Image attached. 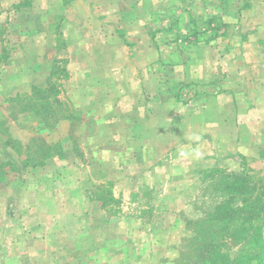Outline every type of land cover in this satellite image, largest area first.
<instances>
[{
    "label": "rangeland",
    "instance_id": "1",
    "mask_svg": "<svg viewBox=\"0 0 264 264\" xmlns=\"http://www.w3.org/2000/svg\"><path fill=\"white\" fill-rule=\"evenodd\" d=\"M263 189L264 0H0V264H196Z\"/></svg>",
    "mask_w": 264,
    "mask_h": 264
},
{
    "label": "trees",
    "instance_id": "2",
    "mask_svg": "<svg viewBox=\"0 0 264 264\" xmlns=\"http://www.w3.org/2000/svg\"><path fill=\"white\" fill-rule=\"evenodd\" d=\"M259 196L264 197V189ZM255 201L259 202V199L256 198L252 200L250 206ZM251 207L256 210L252 212L249 218H252V216H255V218L264 216V205L259 206L257 203H253ZM224 213V211H221L219 215L224 217ZM223 219H226L231 224L233 217ZM246 223H248L247 220H245L243 224ZM232 224H237V219ZM230 227L231 225H229V229ZM251 235L252 236L244 238L239 243V238L233 240L236 241L237 244L231 243L230 247H224L223 240L225 237L221 234L211 236V239L208 240L207 246H205L203 250H200L201 247L196 248L197 252L202 251V255L200 253L201 256L199 255L200 257L196 259V264H264V241L258 234V229L254 230ZM216 238H219V241L216 242ZM198 240L203 243L201 235L198 237ZM206 252L208 253L207 255H205Z\"/></svg>",
    "mask_w": 264,
    "mask_h": 264
}]
</instances>
